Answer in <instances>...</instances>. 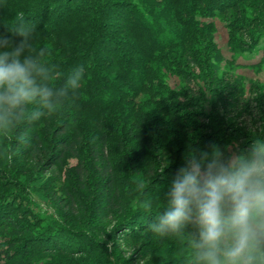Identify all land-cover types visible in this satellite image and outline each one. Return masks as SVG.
I'll use <instances>...</instances> for the list:
<instances>
[{
	"label": "trees",
	"instance_id": "16d2710c",
	"mask_svg": "<svg viewBox=\"0 0 264 264\" xmlns=\"http://www.w3.org/2000/svg\"><path fill=\"white\" fill-rule=\"evenodd\" d=\"M239 7V0H0V35L12 37L9 30L22 12L35 26L34 45L47 48L48 61L57 66L55 86L73 68L84 69L78 95L60 110L0 132L5 157L0 165L11 166L5 155L17 148L37 170L76 160L69 183L62 185L68 204L61 211L67 218L25 209L19 213L15 198L0 195V229L13 237L0 244V264H123L120 246L107 244L120 231H126L121 233L125 247L137 243L145 264H186L175 257L174 240L162 241L148 230L155 213L149 215L140 205L148 198L154 208L157 201H167L166 187L174 177L162 185L163 169L175 176L189 154L207 146L204 137L218 144L215 131L226 126V116L246 113L232 84L224 82V91L217 86L222 59L210 37L214 25L201 21L222 16L230 43L239 45L238 37H245L256 45L264 36V19H245ZM248 27L253 30L246 32ZM169 75L179 76L183 84L192 82L195 89L172 90ZM186 128L199 136L188 135ZM228 132L227 139L250 142L234 128L221 132L225 141ZM19 162L12 172L18 177ZM9 184L0 189L14 186ZM156 185H161L157 193L151 190ZM97 198L104 205L95 208L99 222L87 211L88 199ZM83 219L99 239L81 234L86 242L80 247L63 235L78 230ZM74 251L89 261L66 262L57 255Z\"/></svg>",
	"mask_w": 264,
	"mask_h": 264
},
{
	"label": "clouds",
	"instance_id": "9594fccd",
	"mask_svg": "<svg viewBox=\"0 0 264 264\" xmlns=\"http://www.w3.org/2000/svg\"><path fill=\"white\" fill-rule=\"evenodd\" d=\"M35 31L21 12L9 30L19 41L0 35V132L52 115L78 95L83 67L73 68L55 86L57 66L48 61L47 48L34 45ZM166 198L164 211L160 203L154 208L151 198L140 206L155 213L147 226L154 237L177 243V259L186 264H264V139L227 157L215 145L211 152L189 154Z\"/></svg>",
	"mask_w": 264,
	"mask_h": 264
},
{
	"label": "rangeland",
	"instance_id": "374dc122",
	"mask_svg": "<svg viewBox=\"0 0 264 264\" xmlns=\"http://www.w3.org/2000/svg\"><path fill=\"white\" fill-rule=\"evenodd\" d=\"M254 1L246 0L245 2L240 3L241 0H239V8H241L243 12L245 11L243 18L249 19L250 17H257L264 19V0L259 3ZM222 15H226L227 19H233L232 13L228 14L225 12ZM222 18V16H214L210 19H201V21L204 23L211 22L214 25V33H212L210 37L222 59L217 68V73L219 75L217 79V86L219 89L224 91V86L226 85L224 82L232 84V86L237 89L238 97H240L241 102L244 105L243 108L246 112H243L244 114H242V116H226L224 118L226 126L219 127L215 131L218 144L213 145L221 149L227 157L232 151L244 152L246 149H249V143L252 141L255 143L257 140L264 139V36L260 38L256 45L250 42L248 38L245 39V37H238V40L236 39L240 42L239 45L232 44L229 42L228 28ZM245 30L248 32L253 29L248 27V29ZM195 72L198 73L196 69ZM181 80L182 79H180L179 76L169 75L167 83L174 91H179V89L184 88V86L194 88L192 82H190V84H183ZM206 99H208V97H206ZM206 108L208 112V106H206ZM257 110L261 113L257 114ZM187 125L193 127L195 123L189 122ZM229 128L238 129L242 131V133L244 132V134L248 135V138H250V142L240 144L231 139H227V137L231 134L229 132L225 138L228 141H225L221 137V132L226 131V129ZM189 129L190 128L185 129V132L188 135L199 136V133H189ZM10 139L11 138H8L7 140L9 141ZM209 140V138L204 137L202 141L207 143V146L198 147V149L196 148V152H211L213 145L210 144ZM1 152L2 151H0V157L5 159L4 153ZM20 152L19 148L12 151V153L7 152L5 156L6 159L12 163L11 166H6L5 164L2 165L3 163L0 165V174L4 177V180L0 181V184L2 186H9V182H11L13 183L11 185H14L13 187H4L5 189L1 188L0 195L3 194L15 198L16 211L19 213L25 209L36 213L51 215V217L54 216L55 218L68 216V213L61 211L63 204L65 206L68 204V197L62 189V185H64V183H69L68 175L71 174V171L76 164V160L67 158L64 161L63 166H60L59 164H50L47 167H40V170H37V167L33 163L25 161V157H23ZM12 154H18L20 159H14ZM15 158L18 157L16 156ZM19 161L22 162L21 165L23 167L18 169L19 171L17 172L21 173L18 177L12 172H14V167H18L17 165L20 164ZM161 174L164 178V181H162L161 184L167 186L165 178L174 177V173H167V171L163 169ZM14 182H17V184H14ZM159 186L161 185H156L151 190L157 193V191H159ZM19 187H21V189ZM169 188L170 187H166V192H168ZM97 193L100 194L101 189H97L96 194ZM80 194H82L83 198L86 199L87 193L83 192ZM101 200L102 198H97L91 203V199H88L89 202L87 203V211L89 213L88 216H93V219H95L94 221L98 222L101 221L102 218L96 213L95 208L104 206L102 202H100ZM159 203L162 207H165L164 210H166L167 201H157V204ZM68 210H72V208H69ZM82 218L86 217L83 216ZM81 222H84V224L82 226H78V230L68 229L63 235V238L76 240L80 247H82V245L84 246L86 242V239L82 238L81 234H88V236H90L93 240L99 239L97 236L95 237L93 235L94 232L90 230V227H87L84 219L81 220ZM101 227L103 226L101 225ZM64 228L63 224H61L60 229L62 230ZM125 232L126 231H120V233H116L115 236L117 240L110 238L107 244L120 246L119 249L123 256V264H145L142 259L144 254L139 252V249L136 247L137 243L132 244V249L123 245L122 239L124 238H122L123 235H121V233ZM12 238L13 237L8 236V231L0 229V244ZM167 243L169 244V242ZM57 255L60 258L66 259V262L82 263L89 261V258L79 255L77 251H74L72 254L62 255L57 253Z\"/></svg>",
	"mask_w": 264,
	"mask_h": 264
}]
</instances>
